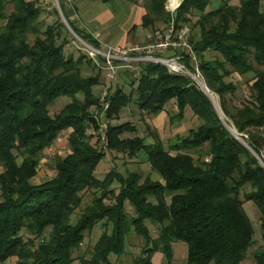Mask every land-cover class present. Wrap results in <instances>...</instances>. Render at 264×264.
<instances>
[{"label": "trees", "instance_id": "obj_1", "mask_svg": "<svg viewBox=\"0 0 264 264\" xmlns=\"http://www.w3.org/2000/svg\"><path fill=\"white\" fill-rule=\"evenodd\" d=\"M263 2L239 0L235 5L222 0L219 7L206 11L210 0H183L175 17L180 30L187 26L192 8L201 12L197 21L200 38H189L199 69L220 96L223 113L248 148L226 128L208 95L191 78L171 74L159 63H143L130 93L118 87L102 101L93 90L100 84V76L81 74L79 64L86 55L78 59L66 56V39L59 42L60 32L54 24L42 31L41 6L28 0H0V262L17 258L16 264H116L112 256L125 252L127 236L134 232L145 245L133 264H155L158 252L166 264H173L177 241L187 244V264H245L250 252L256 264H264V166L260 163H264V68L253 65L264 66ZM59 3L72 29L100 47L89 31L71 20L65 0ZM165 3L145 0L142 25L160 20L170 24ZM30 34L35 35L33 42ZM209 50L219 53L221 59L206 58ZM186 63L194 70L191 61ZM232 71L240 75L256 72L249 103L235 110L226 96L234 94L238 86L224 80ZM63 96L71 101L50 115L49 106ZM133 99L153 116L175 100L177 110L170 122L183 120L191 109L201 124L169 144L168 150L156 136L150 143L145 137L126 136L137 132L131 122L109 123L106 148L131 158L145 153L160 179L148 177L140 183L138 173L125 177L112 169L101 180L96 170L105 151L92 143L94 137L96 143L101 141L100 137L87 132L98 129L90 109L103 110L108 104L105 117L113 119ZM70 128L71 153L56 157L53 178L33 183L44 150ZM114 182L120 185L118 193L110 188ZM246 186L251 190L245 193V200L259 209L263 231L262 243L254 250L255 229L240 197ZM92 189L101 190V196H95L73 224L71 216L83 193ZM110 196L114 203L106 204L104 200ZM127 203L133 215L127 212ZM103 220L112 224L111 232H103L91 249L80 253L86 231ZM147 220L157 226L156 237ZM47 228L48 238L40 240Z\"/></svg>", "mask_w": 264, "mask_h": 264}, {"label": "rangeland", "instance_id": "obj_2", "mask_svg": "<svg viewBox=\"0 0 264 264\" xmlns=\"http://www.w3.org/2000/svg\"><path fill=\"white\" fill-rule=\"evenodd\" d=\"M34 1L37 6H41L43 9L42 14L39 17V24L41 22L42 31L47 28V25H55L57 30L60 32L59 34V42L62 39H66L65 43V55L66 56H73L74 59H78L80 55H86V58L79 64L81 74L83 76H100V84L93 88L95 95L101 97L103 101V95L105 92V88L107 84L109 85V93L113 92L116 88L121 87L126 91V93H130L132 90L131 82L134 78L139 77V72L141 71V66L138 64H133L131 68L124 67L120 69L118 76L108 82L105 79V70L102 65H98L94 62V60L89 56V54L83 49L85 43L84 39H82L73 29L66 23L60 9L59 0H28ZM137 7L134 8V13L132 12V16H129L128 10L131 8V2L126 0H114L109 3H103L101 1L96 0H65L66 5L70 9L71 13V20L75 22L78 27H84L82 24V20L85 18L83 15L79 14L77 10V6L81 12L86 14L89 10H93L92 12L96 13L97 19L95 18L98 23L101 19L104 18L103 15L107 13H112L115 15V21L117 22L116 27L113 22L104 24L106 28L104 33L106 34L110 31L112 37H115L112 41V38L109 40L103 35L101 30L96 31L95 36L98 35V41L100 42L101 46L105 44H129V43H144L146 41L147 35L154 32L156 29H164L168 27L170 24H164L161 20L156 21L154 25H150L148 27L142 25V15L147 12L144 1L145 0H134ZM167 1V0H166ZM222 0H210V5L206 8V11L210 9H214L220 6ZM231 4L237 5L239 0H230ZM139 5V6H138ZM142 7H141V6ZM262 11L264 12V2L262 4ZM73 7L76 10H71ZM58 11V13L56 12ZM62 10V9H61ZM109 13V14H110ZM103 14V15H102ZM170 14V13H169ZM176 15V13H175ZM171 21H172V14ZM201 16V12L197 9H191V12L187 15L189 22L186 25L190 28V35L193 36L195 39L200 38V27L197 24ZM66 18V17H65ZM67 20V19H66ZM170 21V22H171ZM63 23L61 25L60 23ZM98 23H93L94 27L97 26ZM133 23H137L135 28H132ZM90 24V23H89ZM114 25V26H113ZM108 27V28H107ZM113 28L112 30H109ZM132 28V29H131ZM109 30V31H108ZM75 32V33H74ZM98 33V34H97ZM30 41L33 42L35 39V35H29ZM88 43V42H87ZM90 44V43H89ZM91 45V44H90ZM93 46V45H92ZM95 47V46H94ZM205 56L208 59L219 58L221 59V55L213 50H209L205 52ZM91 59L93 63H89L87 60ZM253 65L256 69H263L264 66H259L253 62ZM166 67V66H165ZM167 69V67H166ZM168 70V69H167ZM169 72V71H168ZM202 73V72H201ZM174 74V73H171ZM178 75V74H174ZM203 75V73H202ZM188 78H191L188 75H182ZM204 76V75H203ZM256 77V72L251 71L247 74L240 75L235 71H232L231 75L225 77L226 83H234L237 84L238 90L230 95L226 96L229 106L232 109L242 108L244 105L249 103V99L253 94L251 89V84L253 83L254 78ZM192 79V78H191ZM205 83L208 85L206 77L204 76ZM193 81V80H191ZM203 92L207 94L204 90L203 86L193 81ZM210 88V86L208 85ZM211 89V88H210ZM211 94L215 98V106L219 110L223 118V124L226 128H230L236 137L240 138V134H238L237 129L234 126L233 121L226 117L223 113L220 103V96L212 92ZM208 95V94H207ZM80 99L83 98L82 95H78ZM210 98V96L208 95ZM71 101L70 97H60L55 100L49 106V113L50 115L54 116L57 114L67 103ZM106 107L103 110H99L98 107L93 106L91 107L90 111L95 116L96 120L98 121V129L93 130L92 128L88 129V134L98 135L101 141L97 142V137L92 139V143L96 144L98 148L103 149L105 151V157L99 163L96 176L99 179H104L107 173H109L112 169H116L119 173L124 175L125 177L128 176L129 173L136 172L141 176L140 183H143L146 178L150 177L152 180L160 179L159 174L154 172L151 169L149 162L146 160V154L140 153L139 157L131 158L125 153L110 151L106 148V137L103 138L102 136V129L106 126V131L108 128V124H122L125 122H131L137 127V132L134 134H126V136H140L145 137L148 143L154 141V137H158L166 149L170 150L169 144L173 143L178 139V137L187 136L189 134V130L196 128L199 124H201V120L191 111L188 109L185 117L183 120L179 122L172 123L170 122V116L176 112V103L175 100L169 101L166 105L164 110L157 116L151 115L149 112L145 110H141L138 105L135 103V99L122 111L119 113L118 117H114L113 119H108L105 117ZM235 128V129H234ZM72 129L64 130L60 133L59 137L56 141L52 144L51 147L44 150L42 154V159L40 162V166L38 168L37 175L32 179V182L35 184H40L44 181H48L49 179L53 178L56 174V164L55 159L57 156L65 157L69 153H71L70 145H69V134ZM96 133V134H95ZM234 135V134H233ZM241 141H243L240 138ZM244 142V141H243ZM172 154H175L176 151H171ZM190 154L194 155V157H198L195 151H189ZM207 159V157H205ZM21 157L18 158V161L21 162ZM260 163L264 166V164L260 161ZM115 193H118L120 185L117 182H114L111 187ZM251 188L246 186L241 191V199L244 200V208L249 215L254 229H255V245L252 248L254 250L257 246L262 243V229L260 226V212L257 206L252 201L245 200V193L249 192ZM101 190H87L83 193V199L81 204L78 208L75 209L73 215L71 216V221L75 224L80 216L86 211V209L92 205L95 196H101ZM104 202L106 204L114 203L113 196L107 197ZM126 210L129 214L133 215V208L132 206L127 203ZM148 228L151 231L153 237L157 236L158 230L157 226L154 225L149 220L146 221ZM112 230V224L107 223V221L103 220L97 223L91 231H86L85 239L83 244L80 246V253H84L91 249L96 242L99 240L100 236L103 232L110 233ZM50 232V228L45 230L44 235L41 237L40 240L48 238ZM22 235L25 238H28L30 235L26 230L22 231ZM126 247L125 252L120 256H112V261L116 262V264H133L134 259L141 255L142 248L145 245V240L134 232H130L127 236L126 240ZM174 263L173 264H187V244L183 241H177L174 244ZM251 250V251H252ZM13 260L17 261V258H13ZM155 264H166V260L162 253L158 252L154 257ZM245 264H256L251 252L249 253L248 258L244 261ZM5 264H10V262H5ZM75 264H78L77 262Z\"/></svg>", "mask_w": 264, "mask_h": 264}, {"label": "built area", "instance_id": "obj_3", "mask_svg": "<svg viewBox=\"0 0 264 264\" xmlns=\"http://www.w3.org/2000/svg\"><path fill=\"white\" fill-rule=\"evenodd\" d=\"M183 0H167L165 9L172 14L171 24L164 29H156L147 35L144 43H127L125 45L105 44L94 47L85 43L83 49L89 54L96 64L105 70V79L110 82L114 80L121 68H131L133 64L153 62L167 67L170 73L188 75L193 81L203 86L204 76L198 66L196 52L191 44L190 28L185 26L180 30L175 26V13ZM98 39V35L95 36ZM191 61L194 70H191L186 60ZM109 94L107 84L103 99ZM106 108L108 104L105 105ZM103 138L106 137V126L102 129Z\"/></svg>", "mask_w": 264, "mask_h": 264}, {"label": "crops", "instance_id": "obj_4", "mask_svg": "<svg viewBox=\"0 0 264 264\" xmlns=\"http://www.w3.org/2000/svg\"><path fill=\"white\" fill-rule=\"evenodd\" d=\"M110 2H112V1H110ZM109 3V2H108ZM135 4V3H134ZM132 2H131V8H129V10H128V14H129V16H132V12L134 13V8L135 7H137V5H134ZM139 6V5H138ZM141 6V5H140ZM142 7V6H141ZM77 10H78V12H79V14H81V15H83L85 18L82 20V24H83V26L84 27H80V28H82V29H85V30H87V31H89L94 37H95V33H96V31H98V30H101L102 32H103V35L105 34V37L107 38V39H111L112 38V41L113 40H115L114 38L115 37H112V34L110 33V31L109 30H112L113 28H110L108 31V33L106 34V32L104 33V30L106 29V28H103V27H105V25L104 24H107V23H110L111 21L113 22V24L116 26V27H118L117 26V22L115 21V15L114 14H112V13H107L106 15H103L104 16V18L103 19H101V21L98 23V21H96L95 20V18L97 19V16H96V13L95 12H92L93 10H89L88 12H86V14H84L83 12H81L80 11V9H79V6H77ZM145 14V13H144ZM143 14V15H144ZM142 15V16H143ZM90 23V24H89ZM93 23H98L97 24V26L96 27H94V25H92ZM108 25V24H107ZM113 25V26H114ZM133 25H137V23H133ZM108 28V27H107ZM102 29H104V30H102ZM132 29V28H131ZM98 34V33H97ZM99 35V34H98ZM114 45H116V44H114ZM100 46H101V44H100ZM10 262V264H15V261L13 260V258L12 259H9V260H7V261H5V262ZM5 262H0V264H5Z\"/></svg>", "mask_w": 264, "mask_h": 264}, {"label": "water", "instance_id": "obj_5", "mask_svg": "<svg viewBox=\"0 0 264 264\" xmlns=\"http://www.w3.org/2000/svg\"><path fill=\"white\" fill-rule=\"evenodd\" d=\"M60 11H61V13H62V10L60 9ZM62 15H63V13H62ZM63 17H64V15H63ZM64 19H65V21H66V23L68 24V22H67V20H66V18L64 17ZM69 25V24H68ZM70 26V25H69ZM75 33V32H74ZM210 100L212 101V103H213V105H214V107H215V109H216V111H217V113H218V115H219V117H220V119L222 120V122H223V118H222V115H221V113L219 112V110L217 109V107L215 106V104H214V101L212 100V98L210 97ZM228 130L232 133V134H234L235 135V133L230 129V128H228ZM236 137V136H235ZM244 146H246V147H248L249 148V146L247 145V143L246 142H243V141H241L240 140V138L239 137H236ZM262 163H263V161L262 160H260ZM264 164V163H263Z\"/></svg>", "mask_w": 264, "mask_h": 264}, {"label": "bare ground", "instance_id": "obj_6", "mask_svg": "<svg viewBox=\"0 0 264 264\" xmlns=\"http://www.w3.org/2000/svg\"><path fill=\"white\" fill-rule=\"evenodd\" d=\"M204 90L207 92V94L212 98V100L215 102V98L214 96L211 94V89L208 87L207 84H205V86H203Z\"/></svg>", "mask_w": 264, "mask_h": 264}]
</instances>
